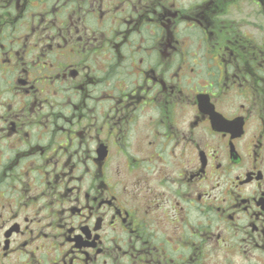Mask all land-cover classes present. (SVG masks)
Returning a JSON list of instances; mask_svg holds the SVG:
<instances>
[{"label":"flooded vegetation","instance_id":"flooded-vegetation-1","mask_svg":"<svg viewBox=\"0 0 264 264\" xmlns=\"http://www.w3.org/2000/svg\"><path fill=\"white\" fill-rule=\"evenodd\" d=\"M0 264H264V0H0Z\"/></svg>","mask_w":264,"mask_h":264}]
</instances>
